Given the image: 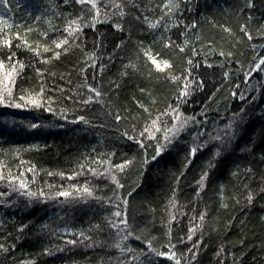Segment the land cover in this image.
<instances>
[{
    "label": "trees",
    "instance_id": "trees-1",
    "mask_svg": "<svg viewBox=\"0 0 264 264\" xmlns=\"http://www.w3.org/2000/svg\"><path fill=\"white\" fill-rule=\"evenodd\" d=\"M262 60L264 0H0V264H264Z\"/></svg>",
    "mask_w": 264,
    "mask_h": 264
},
{
    "label": "snow or ice",
    "instance_id": "snow-or-ice-1",
    "mask_svg": "<svg viewBox=\"0 0 264 264\" xmlns=\"http://www.w3.org/2000/svg\"><path fill=\"white\" fill-rule=\"evenodd\" d=\"M79 2L80 3H86V2H88V0H79ZM117 7H118V5H116ZM92 7L93 8H96L97 7V5L95 4V3H92ZM166 7H169V9H171V7H172V5L171 4H169V5H166ZM72 23H74V22H72ZM156 25H152V27H155ZM193 27H194V25H193ZM245 29H242V31H244ZM249 38H251V37H249ZM68 43V41H67V39H65V40H62V41H60L56 46L59 48L61 45H63V44H67ZM181 51H183V49H181ZM58 55V54H57ZM261 64H264V60H262L261 61ZM257 67H259V65L257 66ZM11 73H9V75H10ZM241 99H243V97H241ZM2 103H4V98H3V96H0V104H2ZM32 103H36V101L35 100H33L32 101ZM85 103H87V101H85ZM15 107H20V105L19 104H16V105H14ZM38 106V105H37ZM117 119H119V117H117ZM183 123L184 122H181V124L179 125V127H177L176 125H173V129L172 130H170V131H173V135H175V134H177L180 130H181V128L183 127ZM32 127H36V125H32ZM147 131V130H146ZM165 139L166 140H169V138L167 137V135H166V137H165ZM169 142H170V140H169ZM163 148H164V146L163 145H159L158 146V154H159V152L161 151V150H163ZM193 153H195L196 151H197V149L196 148H194L193 150ZM121 169L123 168V165H121V166H119ZM113 179H115V177H113ZM21 187H23V185H21ZM85 191H87V189H85ZM28 195H31V196H34L35 195V193H27ZM89 194H91V193H89ZM59 195H62V196H68L69 195V193H67V192H62V193H60ZM249 199L251 200V197H249ZM115 215H117V216H119L120 215V213L119 212H117ZM201 219H203V215L201 216ZM121 223H123V224H125V226H126V221H121ZM113 227H116V225H113ZM125 239L127 238V237H124ZM68 243H74L73 241H68ZM118 246V245H117ZM159 255H163V253H159Z\"/></svg>",
    "mask_w": 264,
    "mask_h": 264
},
{
    "label": "rangeland",
    "instance_id": "rangeland-1",
    "mask_svg": "<svg viewBox=\"0 0 264 264\" xmlns=\"http://www.w3.org/2000/svg\"><path fill=\"white\" fill-rule=\"evenodd\" d=\"M147 56L151 60V62L154 64L157 68H164L166 65V61L159 59L157 56L151 53V51L146 50Z\"/></svg>",
    "mask_w": 264,
    "mask_h": 264
}]
</instances>
